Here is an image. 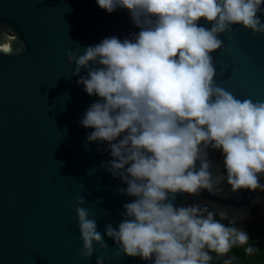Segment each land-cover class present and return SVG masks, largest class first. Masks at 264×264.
Masks as SVG:
<instances>
[{"label": "clouds", "instance_id": "1", "mask_svg": "<svg viewBox=\"0 0 264 264\" xmlns=\"http://www.w3.org/2000/svg\"><path fill=\"white\" fill-rule=\"evenodd\" d=\"M96 3L109 14L118 7L127 10L139 32L124 40L104 38L81 55L71 52L67 63L75 65L72 75L85 70L77 84L98 97L80 121L93 129L87 142L108 145L111 159L101 166L126 185L117 194L132 199L123 205L120 223L106 224L103 234L84 199L75 200L80 258L90 260L96 245L104 251L96 264H104L106 238L116 247L114 256L152 264H212V253L226 257L234 247L248 245V234L226 211L176 207L172 200L177 193L213 192L223 180L209 171V147L222 154L233 193L264 190V101L238 99L217 85L212 59L222 48L221 34L230 35L233 25L264 35V0ZM14 42L20 45L15 54H22L23 41ZM14 42L2 48L4 55L14 54ZM258 251L245 248L248 255Z\"/></svg>", "mask_w": 264, "mask_h": 264}, {"label": "water", "instance_id": "2", "mask_svg": "<svg viewBox=\"0 0 264 264\" xmlns=\"http://www.w3.org/2000/svg\"><path fill=\"white\" fill-rule=\"evenodd\" d=\"M138 32L127 10L109 14L96 0H0V264H96L104 255L94 245L90 260L80 258L75 200L84 199L103 234L106 224L120 223L132 198L117 194L126 185L101 166L111 159L108 145L87 142L93 129L80 121L98 97L77 84L86 72L72 75L75 65L67 59L104 38L124 40ZM17 37L24 47L20 55ZM220 39L222 48L212 53L215 83L238 99L264 101V35L233 25ZM10 42L14 54L4 55ZM207 159L209 171L223 180L213 192L177 193L172 203L226 211L235 227L250 232L247 226L264 212L262 190L233 193L222 154L217 164ZM106 243L104 264H152L116 257L113 241Z\"/></svg>", "mask_w": 264, "mask_h": 264}, {"label": "trees", "instance_id": "3", "mask_svg": "<svg viewBox=\"0 0 264 264\" xmlns=\"http://www.w3.org/2000/svg\"><path fill=\"white\" fill-rule=\"evenodd\" d=\"M215 218L219 219V216ZM222 222L225 224L228 223L227 220ZM252 223L254 229H251L250 232H246L249 236V244L242 247H234L226 257H217L215 253H212V264H224L225 260L228 258L232 259V264H264V212L260 222L257 224H254V222ZM249 246L258 248L259 251L252 255H248L245 252V248Z\"/></svg>", "mask_w": 264, "mask_h": 264}, {"label": "rangeland", "instance_id": "4", "mask_svg": "<svg viewBox=\"0 0 264 264\" xmlns=\"http://www.w3.org/2000/svg\"><path fill=\"white\" fill-rule=\"evenodd\" d=\"M206 150H207L208 154L213 156V158H219L221 156V153L218 150H213L211 147H209ZM216 160L218 161V159H216ZM262 185H264V182L262 183ZM262 194L264 195V190H262Z\"/></svg>", "mask_w": 264, "mask_h": 264}, {"label": "flooded vegetation", "instance_id": "5", "mask_svg": "<svg viewBox=\"0 0 264 264\" xmlns=\"http://www.w3.org/2000/svg\"><path fill=\"white\" fill-rule=\"evenodd\" d=\"M207 151V150H206ZM208 154V153H207ZM208 156H209V159L211 160V162L212 163H214V164H217L218 163V161H219V158H213V156L212 155H210V154H208ZM216 159H218V161L216 160ZM264 182V181H263ZM263 182H261V184L263 183ZM254 222V224H257L258 222L257 221H253ZM260 222V221H259ZM251 229H254V225H253V223H251V225L250 226H247V230H251Z\"/></svg>", "mask_w": 264, "mask_h": 264}]
</instances>
